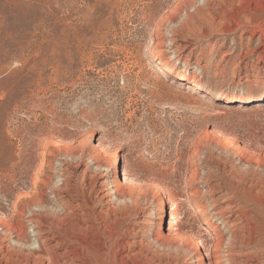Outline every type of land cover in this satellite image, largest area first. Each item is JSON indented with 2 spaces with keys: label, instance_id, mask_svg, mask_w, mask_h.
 Here are the masks:
<instances>
[{
  "label": "rangeland",
  "instance_id": "374dc122",
  "mask_svg": "<svg viewBox=\"0 0 264 264\" xmlns=\"http://www.w3.org/2000/svg\"><path fill=\"white\" fill-rule=\"evenodd\" d=\"M205 11L206 0H0L3 244L23 253L36 246L27 203L39 193L56 211L50 188L64 169L80 182L88 168L149 188L139 198L146 213L130 218L134 231L118 232L120 241L133 238L146 251L179 253L176 264H191L190 251L177 244L189 235L201 242L198 250L190 243L197 255L214 258L215 233L229 236L241 206L226 188L238 176L264 180V106L256 105L264 102V21L241 26L232 10L214 25ZM168 68L187 80L173 79ZM227 90L231 98L214 99ZM239 93L249 99L234 100ZM93 157L114 167L99 168ZM212 184L219 206L227 198L234 205L217 227L209 226ZM261 206H249L255 240Z\"/></svg>",
  "mask_w": 264,
  "mask_h": 264
},
{
  "label": "bare ground",
  "instance_id": "6f19581e",
  "mask_svg": "<svg viewBox=\"0 0 264 264\" xmlns=\"http://www.w3.org/2000/svg\"><path fill=\"white\" fill-rule=\"evenodd\" d=\"M232 10L234 13L229 14L233 15L241 26L255 25L256 27L264 21V0H206L205 15L206 19L208 17L209 21H212L211 24H218L216 19H220ZM167 72L173 79L180 82H185L188 78L184 72L172 68H168ZM193 89L200 91L202 87L194 83ZM232 94L231 91L227 90L222 95L215 96L214 99L227 100L231 98ZM247 99H249L248 95L244 93L234 96V100L239 102ZM256 105L264 106V102ZM92 159L97 166L99 165V168L103 166L112 170L114 167L104 160H98L94 157ZM64 171L62 182L55 184L54 188H50L56 198V203L59 204L56 211L47 210L45 208L47 199L36 191L34 192L37 193L35 198L33 197L34 201L27 203L30 211L27 221L33 229L36 246L29 245L28 252L23 253L21 248L14 250L7 244H3L4 239H1L0 264H176L178 262L179 253L178 257L172 254L162 256L156 251L144 250L141 245H137L139 243L136 239L122 241L121 238V241L119 240L118 232L124 231L130 234L134 231L132 227L127 225L130 218H134L140 213H146L147 209L140 206L139 198L149 195L148 187L145 192H141L133 186H124L119 182L117 176L107 181L108 174L100 176V174L93 173L91 175L88 173V168H85L82 179L78 182L74 171L70 172L67 169ZM114 171L112 173L116 175L117 172ZM238 177L235 182L230 183L231 186L226 190L241 199V206L238 208V213L234 215L231 225H228L232 229L230 232L228 231L229 236L225 237L222 233H215L213 245L215 256L212 260L206 259L200 252L197 255L195 250L200 249L201 242L199 240H191L188 238L189 235L187 236L188 239L182 235L181 237L178 236L177 244L179 247L189 250L191 253L189 258L192 259L191 264H264V219H258L260 222L257 220L258 226L262 228L253 227L258 230L256 231L257 234L262 236L259 239L256 237L257 240H255L257 235L255 234L253 238V235L249 234L250 224L255 221H252L255 217L251 218L249 206L256 202L261 204L259 210L263 213L261 215H264V180L259 179L260 181H257L256 179V182H253L254 180L245 181ZM103 178L105 180H102ZM218 186L212 184L209 186L210 190L208 189L213 195L211 199L209 197L211 210L209 226H216L219 221L226 224L230 218V213L234 210L232 198L223 199L226 207L218 205V199L214 197ZM168 201L170 207L167 225L171 226L174 219V207L170 195ZM33 206H39L40 209L33 211L31 209ZM157 208L159 207L157 206ZM257 213L259 212L257 211ZM239 219L241 220L237 224ZM121 225L124 226L122 229L120 228ZM105 228H112V231H107ZM17 239L21 243H26L27 236L20 233L17 235ZM153 241L155 240L153 239ZM190 243L195 250L190 248ZM224 244H227L226 248ZM120 245L123 248L127 247L128 250L125 254H117L116 251ZM182 264H189L188 260Z\"/></svg>",
  "mask_w": 264,
  "mask_h": 264
}]
</instances>
